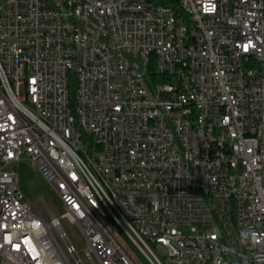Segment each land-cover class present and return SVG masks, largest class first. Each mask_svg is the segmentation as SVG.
I'll return each mask as SVG.
<instances>
[{"label": "built area", "instance_id": "obj_1", "mask_svg": "<svg viewBox=\"0 0 264 264\" xmlns=\"http://www.w3.org/2000/svg\"><path fill=\"white\" fill-rule=\"evenodd\" d=\"M184 1L193 22L151 0L138 12L115 0H0V264L83 263L57 215L49 232L35 225L22 162L73 203L90 264H151L142 245L129 250L132 233L154 239L167 264H264V69L240 60L264 57V0ZM80 158L97 162L102 187Z\"/></svg>", "mask_w": 264, "mask_h": 264}, {"label": "bare ground", "instance_id": "obj_2", "mask_svg": "<svg viewBox=\"0 0 264 264\" xmlns=\"http://www.w3.org/2000/svg\"><path fill=\"white\" fill-rule=\"evenodd\" d=\"M115 1L123 7H127L130 12H138V8H142V3H144V0ZM166 4L177 8L185 22H193V12L188 9L187 1L168 0ZM240 60H247L250 64L256 65V69H264V57L259 56L256 52H241ZM168 61H176V53H168ZM69 81H72V73L63 74L64 97H66V100H63V107H70V103H75V90L72 99L68 95ZM20 93H27V86H20ZM77 126H80V119L77 114H68V127ZM80 167L90 169L87 170V179L94 181V187H102V180H97V162L87 161V158H80ZM100 204L101 210L110 211V200H107V195H100ZM62 205L65 210L58 216L59 219L61 217H73V203L62 202ZM239 207H243V197H236V207H231V217H239ZM49 215V220H46L42 215L41 218H35V225L41 226V232H49L53 227H58V217L51 211H49ZM114 229L119 232H126V221L122 216H114ZM56 232L51 231V240L53 242H61L63 240V231ZM29 237H38V230H29ZM138 241H141V244ZM141 245L145 252L151 253V264H167V261L157 251V244H154V239H151L150 236H144V233H132V239H127V246L132 252H141ZM67 264H76V262Z\"/></svg>", "mask_w": 264, "mask_h": 264}, {"label": "rangeland", "instance_id": "obj_3", "mask_svg": "<svg viewBox=\"0 0 264 264\" xmlns=\"http://www.w3.org/2000/svg\"><path fill=\"white\" fill-rule=\"evenodd\" d=\"M71 84L74 85V82L71 81ZM72 98L73 95L70 99ZM19 186L20 190L24 194V198L30 201L46 220H49L50 217L48 208L57 216H60L64 212L65 209L55 189L45 180L42 175L36 173V171H34L24 162H22V164L19 166ZM60 223L69 240L79 251V255L83 263L90 264L89 260L83 256L82 248L84 247L85 240L82 236V233L80 232L79 227L75 223L69 221L67 217H61ZM181 229L183 232L192 233L188 227H181Z\"/></svg>", "mask_w": 264, "mask_h": 264}, {"label": "trees", "instance_id": "obj_4", "mask_svg": "<svg viewBox=\"0 0 264 264\" xmlns=\"http://www.w3.org/2000/svg\"><path fill=\"white\" fill-rule=\"evenodd\" d=\"M151 1H154V2H159V3H167V1L168 0H151ZM68 86H69V92H68V95H69V98H71L72 97V95H73V92H74V85L73 84H71V81H69V84H68Z\"/></svg>", "mask_w": 264, "mask_h": 264}]
</instances>
